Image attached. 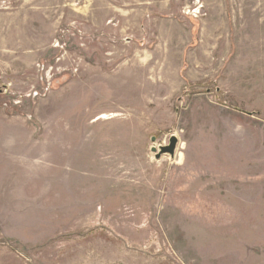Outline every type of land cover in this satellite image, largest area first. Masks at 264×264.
I'll return each mask as SVG.
<instances>
[{
  "label": "rangeland",
  "instance_id": "1",
  "mask_svg": "<svg viewBox=\"0 0 264 264\" xmlns=\"http://www.w3.org/2000/svg\"><path fill=\"white\" fill-rule=\"evenodd\" d=\"M0 264H264V0H0Z\"/></svg>",
  "mask_w": 264,
  "mask_h": 264
},
{
  "label": "water",
  "instance_id": "2",
  "mask_svg": "<svg viewBox=\"0 0 264 264\" xmlns=\"http://www.w3.org/2000/svg\"><path fill=\"white\" fill-rule=\"evenodd\" d=\"M152 140H153V138H152ZM176 144H177V138L174 135H172L169 138V143L167 145H161L158 147V149L155 146H152L150 149L152 152L155 153L156 158H159V156L161 154H164V153H168L171 156H173Z\"/></svg>",
  "mask_w": 264,
  "mask_h": 264
}]
</instances>
